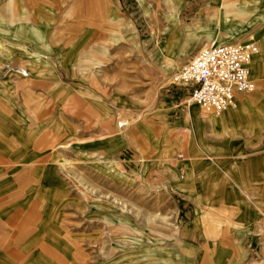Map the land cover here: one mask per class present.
Listing matches in <instances>:
<instances>
[{"label": "rangeland", "instance_id": "rangeland-1", "mask_svg": "<svg viewBox=\"0 0 264 264\" xmlns=\"http://www.w3.org/2000/svg\"><path fill=\"white\" fill-rule=\"evenodd\" d=\"M22 1L25 12L0 0V264H201L205 237L211 264H261L264 202L249 221L261 230L240 236L241 192L228 191L232 165L215 157L208 117L257 90L263 106L239 115H264V48L255 91L219 114L170 80L209 32L264 40V0ZM32 29L38 51L52 47L47 65L20 47L34 46ZM77 103L95 122L83 126ZM212 185L226 190L213 193L221 207L200 200Z\"/></svg>", "mask_w": 264, "mask_h": 264}, {"label": "crops", "instance_id": "crops-1", "mask_svg": "<svg viewBox=\"0 0 264 264\" xmlns=\"http://www.w3.org/2000/svg\"><path fill=\"white\" fill-rule=\"evenodd\" d=\"M13 6H23L22 0H9ZM21 2V5L19 3ZM23 12L26 11L24 6L22 7ZM229 12V11H226ZM232 13V12H231ZM232 15V14H231ZM235 15H250L249 12L244 11L242 14L235 13ZM224 19V18H223ZM224 21V20H223ZM226 22V21H224ZM230 22V21H228ZM233 28V27H232ZM231 28V29H232ZM244 29V28H243ZM229 30V29H228ZM228 30H225L224 37H226V33ZM245 32V29H244ZM243 32V33H244ZM36 33V34H35ZM30 34L33 36V38L36 40L33 47H28L24 44H19L22 49H24L25 53L28 54L32 61L37 66L47 65L50 62L48 59H45L43 55L45 53H51L54 54L52 51V47L48 45V43H45L42 45L44 47V50L42 52L38 51L40 50L38 41H43L44 36L41 34V32L32 29L30 31ZM213 35V36H212ZM212 36V37H211ZM216 36V33L209 32L207 33L206 40L213 39ZM254 36H250L249 38H253ZM219 38L216 36V39ZM210 39V40H211ZM258 46L261 48H264V40L259 39L257 41ZM261 53L260 50L258 54L254 57L251 63V77L256 83L257 87V80L259 79L262 69L259 65V59H260ZM182 89V88H181ZM256 89V88H255ZM186 91V90H185ZM255 91V90H254ZM253 91V92H254ZM252 93V92H251ZM250 94V93H248ZM259 90L256 91L253 95H250L245 100L239 101V106L235 110H228L227 112L223 113L219 118H213L208 117L209 122L211 123V126L217 125L220 132H216L214 134L213 139L215 143V157L222 163L230 164L232 165V171L233 174L231 177L233 178V185L232 188L228 190L231 193L234 192H241V201L240 203L235 201L236 199H233L234 202H236V208H237V217H239L241 220H243L242 223L238 224V234L240 236H248V232L251 233H257L261 230V228L255 229L252 226H249L250 221V213L251 210L256 208V204H262L264 202V127H260L259 123H264V115L259 114H241L239 115V112L243 111L244 109H249L251 107L260 108L263 106L262 100H256L259 98ZM237 101V100H236ZM76 103V102H75ZM79 107V112L77 113V116H81L84 118V127H86L90 122H95L94 117L90 119L92 116L91 110L89 107L77 103ZM187 112L196 111L197 109L195 107H189L187 106ZM261 119V120H259ZM98 120L100 122V118L98 117ZM28 154V155H27ZM27 154L25 153L24 161L30 160L31 154L28 151ZM37 153H35L34 156H36ZM40 156V155H38ZM54 160V156H53ZM43 167V169H41ZM41 169L43 171L42 177H45L47 174H51V167L43 166L41 159H36V170ZM46 176H45V175ZM48 179L50 182H59L57 181L56 175H49ZM60 183V182H59ZM210 190V199H200L203 202H209L210 204L208 206L212 207H221L222 204H216L217 202H223L224 200L227 201V199L222 198H214L213 193L216 189V193L218 195V191H220L216 186L213 185L208 187ZM224 191H220V195L224 197L223 195ZM237 195H234L236 197ZM256 203V204H254ZM215 205V206H214ZM206 205L202 206L196 209L197 217L199 216V211L203 209ZM206 235V231H205ZM231 240V238L225 239L226 241ZM202 254L200 255V263L201 264H211L213 262H209L208 259V250L207 248H211L209 244L206 242V237L204 238V242L202 243ZM147 259L149 261H153V258H150L147 256ZM164 260V259H163ZM166 261V260H164ZM163 261V262H164ZM236 263V262H235ZM240 262L236 263L239 264ZM244 264H251V263H244ZM261 264H264V261L262 260Z\"/></svg>", "mask_w": 264, "mask_h": 264}, {"label": "built area", "instance_id": "built-area-1", "mask_svg": "<svg viewBox=\"0 0 264 264\" xmlns=\"http://www.w3.org/2000/svg\"><path fill=\"white\" fill-rule=\"evenodd\" d=\"M258 52L251 39L201 47L172 74L170 82L185 87L194 103L219 114L234 106L237 97L255 90L251 63Z\"/></svg>", "mask_w": 264, "mask_h": 264}, {"label": "bare ground", "instance_id": "bare-ground-1", "mask_svg": "<svg viewBox=\"0 0 264 264\" xmlns=\"http://www.w3.org/2000/svg\"><path fill=\"white\" fill-rule=\"evenodd\" d=\"M140 4H142V5H145L144 7H146L147 8V4H146V1L145 0H137ZM182 1V0H181ZM180 2V0H175V4H177V3H179ZM113 9V8H112ZM234 12V11H233ZM244 12V10H239V8H236L235 9V13H243ZM232 13L229 11V12H226V11H224L223 13H222V16H223V18H224V21H226V22H228V21H231V15ZM243 32H244V29H243V27L241 26V27H239L238 26V28L237 27H233L232 29H229L228 31H227V33H226V37H224V39H228V40H233V39H235L236 37L238 38L240 35H242L243 34ZM36 34V33H35ZM213 36V35H212ZM211 36V37H212ZM211 39V38H210ZM218 39L219 38H217L216 39V36L213 38V39H211L210 40V44L209 45H211V44H213V43H215L216 41L217 42H219L218 41ZM249 39H251V38H249ZM249 39H247V40H249ZM251 40H253V39H251ZM215 41V42H214ZM256 44H257V42L255 41V40H253ZM206 46H208V45H206ZM203 47H205V46H203ZM188 102H189V100H188ZM189 107H191V105H189Z\"/></svg>", "mask_w": 264, "mask_h": 264}]
</instances>
